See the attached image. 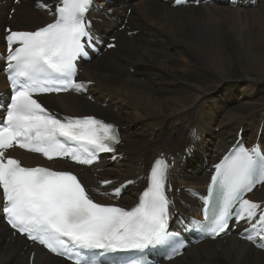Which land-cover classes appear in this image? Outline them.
I'll use <instances>...</instances> for the list:
<instances>
[{
  "label": "bare ground",
  "instance_id": "obj_1",
  "mask_svg": "<svg viewBox=\"0 0 264 264\" xmlns=\"http://www.w3.org/2000/svg\"><path fill=\"white\" fill-rule=\"evenodd\" d=\"M34 1L0 3V43L6 24L34 28L51 19L34 8ZM224 1L172 7L163 0H115L104 8H112L111 14H96L98 32L114 33L117 40L114 49L81 65V77L92 82L93 101L71 93L45 97L59 110L98 113L120 128L118 162L99 164L102 171L78 167L88 185L107 176L131 179L120 199L126 201L145 185L155 159L173 156L176 209L195 216L196 202L186 188L206 182L207 166L236 135L264 145V0H239L235 7ZM247 1L251 4L244 7ZM10 7L15 8L11 18ZM125 17L136 34L118 30ZM253 198L264 200V186ZM26 244L0 221V264H28L30 249L36 251L33 264H70L36 246L25 249ZM162 264H264V252L231 234L204 240Z\"/></svg>",
  "mask_w": 264,
  "mask_h": 264
},
{
  "label": "snow or ice",
  "instance_id": "obj_2",
  "mask_svg": "<svg viewBox=\"0 0 264 264\" xmlns=\"http://www.w3.org/2000/svg\"><path fill=\"white\" fill-rule=\"evenodd\" d=\"M90 3L58 0L53 22L34 31L5 30L4 70L13 93L0 117V212L20 234L74 264H96L91 256L98 252L143 250L170 240L164 161L154 162L139 203L128 210L96 202L72 172L24 166L8 155L18 147L48 160L69 158L91 165L99 154L113 153L120 142L114 125L93 116L59 118L38 99L85 89L75 76L76 61L87 56L92 43L86 19ZM37 7L51 12L53 6L38 0ZM214 167L208 191L218 204L212 215L206 209L204 226L219 236L231 221L243 222L248 226L246 239L264 247V207L242 195L252 190L257 167L264 170V157H258L255 148H240ZM119 193L113 189V195Z\"/></svg>",
  "mask_w": 264,
  "mask_h": 264
},
{
  "label": "rangeland",
  "instance_id": "obj_3",
  "mask_svg": "<svg viewBox=\"0 0 264 264\" xmlns=\"http://www.w3.org/2000/svg\"><path fill=\"white\" fill-rule=\"evenodd\" d=\"M108 2L114 4V3H115V0H106V4H107ZM113 4H112V5H113ZM108 6H111V5H108ZM8 14H9V13H8ZM4 26H5V25H4ZM56 109H57V108H56ZM138 123H140V121H138ZM138 131H139V129L137 128V129H136V132H138Z\"/></svg>",
  "mask_w": 264,
  "mask_h": 264
}]
</instances>
